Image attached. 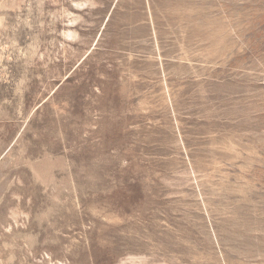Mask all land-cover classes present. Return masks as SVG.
Returning a JSON list of instances; mask_svg holds the SVG:
<instances>
[{
	"label": "rangeland",
	"instance_id": "1",
	"mask_svg": "<svg viewBox=\"0 0 264 264\" xmlns=\"http://www.w3.org/2000/svg\"><path fill=\"white\" fill-rule=\"evenodd\" d=\"M0 264H264V0H0Z\"/></svg>",
	"mask_w": 264,
	"mask_h": 264
}]
</instances>
